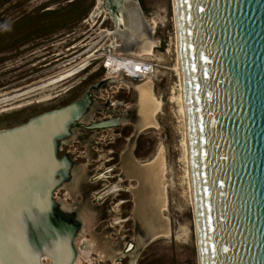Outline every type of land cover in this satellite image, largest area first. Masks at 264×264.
I'll return each instance as SVG.
<instances>
[{
  "label": "water",
  "instance_id": "95a60500",
  "mask_svg": "<svg viewBox=\"0 0 264 264\" xmlns=\"http://www.w3.org/2000/svg\"><path fill=\"white\" fill-rule=\"evenodd\" d=\"M105 1L118 14L137 3ZM175 7L200 264H264V0ZM84 111L77 101L0 132V263L41 264L10 242L12 228L53 205L56 143ZM69 240L52 246L53 264L67 263Z\"/></svg>",
  "mask_w": 264,
  "mask_h": 264
},
{
  "label": "rangeland",
  "instance_id": "374dc122",
  "mask_svg": "<svg viewBox=\"0 0 264 264\" xmlns=\"http://www.w3.org/2000/svg\"><path fill=\"white\" fill-rule=\"evenodd\" d=\"M13 8L54 9L42 17L47 23L54 24L58 23L55 19L61 18L65 44L48 48L51 51L46 62L0 60V132L25 125L44 114L61 111L80 99H83L84 114H87L86 122L107 120L111 116L121 119L118 127L94 130L91 138L99 145H92L88 138H83L86 133L81 130L86 124L73 121L74 136L70 134L71 137L57 141L55 160L64 158L67 167L71 165L75 170L87 171L85 181L89 185L99 181L92 187V190L97 191L101 188L97 184H104L102 180L106 181V185L118 182L122 173L120 165L125 156L130 157L135 164L142 165L161 154L166 194L163 217L169 223L170 235L150 240L137 253L134 264H199L185 156L180 79L175 70L177 34L173 0H137V3L125 7L119 14L121 25L117 27L106 16L104 7L98 8V0H0V24L3 27L8 28L13 16L18 14ZM94 8L99 10L95 16ZM35 14L37 10L28 12L26 17H35ZM143 37L149 38L154 47L150 56L137 58L156 64L152 77L145 78L142 83L119 81L117 77L120 74L110 77L116 79L107 78L108 70L103 68L99 55L129 56L127 50L131 48L138 54L137 43ZM6 40L8 36L3 32L0 34V55L9 50ZM146 82L151 84L160 107L155 115L156 126L140 131L137 129L139 96L136 87ZM91 115H94L93 118ZM96 133L100 135L97 139ZM87 149L90 152L96 149L101 157L100 162L94 158L96 153L89 152L92 162L88 164L90 158L87 157ZM81 174L74 173V186L71 188L66 185L68 182L61 180L60 186L53 192V205L50 207L52 216H57V210L62 206L63 211L80 224L72 213V206H77L73 200L80 192L81 178L78 177ZM100 176L105 177L100 181ZM56 179L60 178L56 176ZM120 186L124 190L135 189L137 182L134 179H122ZM70 191L76 195L72 197ZM114 199V203L121 202L118 220L113 226L119 232L123 245V258L116 263L129 264L130 254L134 250L129 252L127 248L130 245L135 248L134 239L140 236L132 219L133 197L131 193L122 191ZM101 203L104 201L98 200L96 195L89 198V204L97 206L99 210L103 209ZM79 210L87 219H91L86 207ZM45 224L52 229L51 224ZM107 226V222L102 223L94 232L99 234ZM90 237L82 234L78 240L74 238L75 243L77 241L74 248L76 258L82 257L79 264H110L101 258L102 255L90 254V251H94ZM141 246L138 244V247Z\"/></svg>",
  "mask_w": 264,
  "mask_h": 264
},
{
  "label": "bare ground",
  "instance_id": "6f19581e",
  "mask_svg": "<svg viewBox=\"0 0 264 264\" xmlns=\"http://www.w3.org/2000/svg\"><path fill=\"white\" fill-rule=\"evenodd\" d=\"M173 7H174V17H175V26H176V34H177L176 36L177 63L175 70L177 71L180 79L179 84L181 88L182 119L185 127V156H186V163L188 165L190 199L192 201L193 211H194L193 216L195 222V235H196V242L198 248L197 222L195 217L193 181H192L191 161H190V153H189V140L187 133L183 76H182V69H181V62L179 55L175 0H173ZM153 47H154V43L149 38L143 37L137 43V48L139 49L138 54L135 53L134 48L127 50V55H129V57L131 58H125V60H122L119 59L118 57L126 56V55L114 54V56H111L110 54L107 53L100 54L99 57L102 59L101 61L102 66L108 70L107 78L116 79L110 77H115L120 74V77L119 76L117 77V80L119 81L120 80L128 81V82L135 81L136 83L144 82L145 81L144 79L147 77L144 78L140 77L137 78L136 80L133 77L131 78L129 77L132 74L134 75V72L137 69V66L134 65L131 59L133 57L138 59L137 57L150 56L152 54ZM152 75H153V71L152 74L148 77H152ZM136 91L139 96L138 97L139 101L136 109V113H137L136 116L138 119L137 129L142 131L147 128L155 127L156 126L155 115L157 114V112H159L160 104L157 102V100L154 97L151 84L146 82L144 84L138 85L136 87ZM86 115L87 114H83L81 115L80 118H77L76 119L77 122L84 124L86 122L85 120ZM109 121H115V124L108 126L105 129L114 128L119 124V119H111ZM105 129H100V130H105ZM68 132L70 133V130H67L66 128L65 133ZM63 137H66V134L65 136H62L59 139H62ZM66 168L69 176H66L67 175ZM121 170L128 179H134L137 182V187L134 189L133 192V203H134L133 215L135 220L142 228V230L145 232L147 236H150L151 240L159 237H168L170 235V226L167 219L163 217V212L166 209V194H165V184L163 180L161 154L153 161L147 162L142 165L135 164L130 159V157L125 156L123 159ZM56 176H58L60 179L57 180ZM63 179L65 182L69 181V184L66 185H69L70 188L73 187L74 168L71 165H68V167H66L65 162L59 161V165L58 168L55 170V176L52 182L53 188L56 189L62 182L61 180ZM55 189H53L52 192H54ZM111 193H113V191L109 190L105 194H103V197L108 196ZM60 211H61L60 215L52 216L50 205H46L40 207L39 211L36 212V214H34L33 212L31 214L30 212V216L28 215V217H25L24 219L21 220L20 218L17 219L14 224V227L12 228L10 242L11 243L14 242L15 244H17L19 250H21L23 254L29 255V257L32 258H37L41 264H53V259L52 257L49 256L52 250V246L55 244L56 245L59 244L62 247H64L63 243H65V239L68 238L70 239L69 242L71 243V249H70L71 254L68 255L69 257H67L66 264H79L82 257L76 258L77 254H75L74 248L76 247L77 241L75 243V240H78L80 238V235H82L86 231L84 230L82 232L80 231V228L76 229V226H78L79 224L75 222V218L73 216H70L65 211H63L62 206ZM47 219L49 224H51L50 226L52 227V229L50 231L52 232L53 235L51 234L50 236H48V239L44 241V236L46 234L44 233L46 232L44 226L46 225L45 221ZM26 221H28L29 224H25ZM24 225H27L26 228ZM56 229L63 231L62 232L63 235L61 236L55 235ZM78 231H80V234L78 235V237H76ZM31 233H34L35 238H33V234L31 235ZM75 237L76 239L74 240ZM199 264H200V259H199Z\"/></svg>",
  "mask_w": 264,
  "mask_h": 264
},
{
  "label": "flooded vegetation",
  "instance_id": "af4514ba",
  "mask_svg": "<svg viewBox=\"0 0 264 264\" xmlns=\"http://www.w3.org/2000/svg\"><path fill=\"white\" fill-rule=\"evenodd\" d=\"M100 6L104 7V9L107 11L106 16L109 17V19L112 21V23L116 27L119 24L121 25V23H120L121 20L119 19V14L116 12H113V10L109 9L105 0H98V8ZM98 8H94L93 16H95L96 12L99 11ZM35 10H37V14H35V17H30V18L26 17V14H28V12L35 11ZM13 11L15 12V14H16V12H18V14L13 16V18L11 19V23L8 24V28L3 27V24H0V34H3V32H6V34L8 36V40H6L5 42L9 48V50L7 52L1 53V55H0L1 61L9 60V61H14V62L18 61V62H23V63H28V62H32V61L46 62L49 59L48 54L51 51V50H48V48L59 47V46H62L63 44H65L63 42V30H62L61 18L55 19V21H57L58 23L54 24V23H47V20L42 17L44 14L54 11V9H47V8L34 9V8H31V9L26 10V9H22V8H13ZM25 11L26 12L28 11V12L27 13H21V12H25ZM53 31H55V33H53ZM104 33L105 32H102V34H104ZM66 44H68V43H66ZM67 72H69V71H67ZM79 102H81V104L83 105V99H80ZM93 116L94 115H91L92 118H93ZM111 117L108 118L107 120L113 119ZM115 119H119V118H115ZM107 120H98L97 122H92V121L90 122L88 120L87 122H85L84 123V124H86V125H84L85 128H84V130H81L84 133H86V135H84L83 138H86V139L88 138L89 139L88 141L90 142V144L92 143V145H94V144L99 145L98 143H96V141L92 140L91 134H93L94 130L90 131L88 129V125H91L93 123H98L100 121H107ZM120 121H121V119H119V124L116 127H118L120 125ZM78 124H81V123H78ZM110 129L111 128H109L107 130H110ZM101 131H103V130H101ZM70 134L72 136H74L72 129L70 130V133H69V135L66 136V138H69ZM95 135H96V139L100 137L99 133H96ZM97 148H99V147H97ZM89 150L90 149H87V157L90 158L88 160V164H90V162H92V161H90L92 157L88 154L90 152ZM90 153H92V154L96 153V155L94 154V158L97 159V162H100L101 157L99 156V154H97L99 152L96 149ZM61 162H65L64 158L61 159ZM122 164H123V160L121 162L120 168L122 167ZM65 166H66V163H65ZM66 171H67V168H66ZM81 172H82L81 177H78V178H81V180L79 181L80 182L79 183V186H80L79 194H77V196L74 197L76 194L74 195V191H70L72 193L71 194L72 197H74L73 202L75 205H77L76 206L77 208L72 206V210H73L72 213L75 214L77 219H79V221H80V224L78 226H76V229L80 228V231L82 230V232L85 230L86 232L83 233V235L88 234L91 236L90 237L92 239L91 244H93L92 247H94L93 248L94 251H90V254H94L95 256L102 255L101 258H103L104 261H107L110 264H117L116 263L117 260L123 258L122 251H121V247L123 245L121 244L122 238L120 237L119 232L114 230L113 223H116V221L118 220L117 216H118L119 206H120L121 202H115L114 203L112 201L115 200L114 198L116 196H118L119 192H122V191H125L127 193H131V195L133 197L134 189L131 188L129 190H127V189L124 190L121 188V186H120L121 180L122 179H128L122 172L121 175L119 176L118 182L116 184L106 185V181L102 180V179H104L105 176H100L98 178V180H100V181L102 180L101 182H103L104 184H100V185L97 184L101 188L97 191H94V190H92V187H94L95 184L98 183L99 181L94 183V184L89 185V184H87V181H85L87 171H85L84 169L82 171L80 169L79 170L74 169V173H76V175H78V173H81ZM66 174H67L66 176H69L68 171ZM77 182H78V180H77ZM66 184H69V181ZM75 184H76V182H75ZM109 190L113 191V193H111L108 196L103 197V194H105ZM94 195L97 196L98 200L104 201V203H101L102 207H103L102 210L97 209V206H95V205L89 204V198L91 199ZM52 198H53V196H52ZM76 198H81V199L76 200ZM66 200H69V199H66ZM80 205L82 207H86V209L88 211H90L91 219H87V217H85L83 212L81 210H79L80 208H82V207H80ZM133 206H134V204H133ZM60 210L61 209H59L57 211V213H56L57 216L60 215ZM133 211H134V207H133ZM132 219L135 223L136 229L139 232L140 236H138V237L136 236L134 239V242L136 244L135 248L132 247V245H130L129 248H127L129 252L134 250L133 253L130 254L131 261L129 264H134V260H135L137 253H139L143 249V246L146 245L147 243H149L151 240L150 236H147L145 234V232L142 230V228L140 227L138 222L135 220L133 213H132ZM47 222H48V219L45 221V223H47ZM105 222L108 223V226L106 228H104L101 233H99V234L95 233L94 232L95 229L98 228L100 224L105 223ZM48 224H49V222H48ZM45 229H46V232H44V233H46L45 239L47 240L48 236H50L52 234V232L50 231L51 228L49 226H47V224L45 225ZM76 229H74V230H76ZM80 231L77 232V234H76L77 236L75 235L76 237H78V235L80 234ZM62 232L63 231L56 229L55 235L61 236V235H63ZM75 233H76V231H75ZM112 236H117V238L115 239ZM138 244L139 245L141 244L142 246L138 247Z\"/></svg>",
  "mask_w": 264,
  "mask_h": 264
},
{
  "label": "built area",
  "instance_id": "2783aa9c",
  "mask_svg": "<svg viewBox=\"0 0 264 264\" xmlns=\"http://www.w3.org/2000/svg\"><path fill=\"white\" fill-rule=\"evenodd\" d=\"M118 58L125 60V58H131V57L122 56V57H118ZM131 60L134 63V65L137 66V69L135 70L134 75L132 74L133 76L132 75L129 76L130 78L133 77L136 80L137 78H140V77L144 78V77L150 76L152 74V71L154 73L155 68H156V64H153V62L142 60V59H136V58H132ZM105 70H107V69H105Z\"/></svg>",
  "mask_w": 264,
  "mask_h": 264
}]
</instances>
